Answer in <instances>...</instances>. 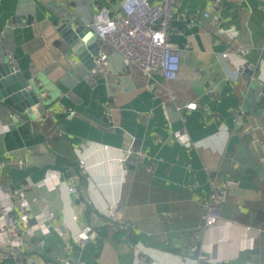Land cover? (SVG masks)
I'll return each mask as SVG.
<instances>
[{
  "label": "crops",
  "instance_id": "obj_1",
  "mask_svg": "<svg viewBox=\"0 0 264 264\" xmlns=\"http://www.w3.org/2000/svg\"><path fill=\"white\" fill-rule=\"evenodd\" d=\"M209 2L181 0L176 9L169 32L182 50L181 69L178 80L167 82L123 68L116 52L93 76L80 63L67 76L55 67L58 11L93 20L106 5L120 17V0H0V26L14 22L0 40V57L9 48L27 78L56 81L52 92L45 90L46 114L36 120L0 102L4 191L58 177L54 187L27 191L30 201L39 196L31 201L28 226L36 229L24 250L27 262L264 264L256 212L246 217L251 205L264 202V0H225L220 21L203 17ZM168 90L177 104L198 107L178 111ZM239 108L245 112L237 115ZM181 128L192 146L173 137ZM138 151L147 157L140 159ZM215 173L219 184H235L220 223L201 232ZM46 204L51 223L42 218ZM113 204L131 224L127 230L107 216ZM220 237L228 242L218 244ZM193 241L207 244L214 261L199 259L200 251L190 250Z\"/></svg>",
  "mask_w": 264,
  "mask_h": 264
},
{
  "label": "built area",
  "instance_id": "obj_2",
  "mask_svg": "<svg viewBox=\"0 0 264 264\" xmlns=\"http://www.w3.org/2000/svg\"><path fill=\"white\" fill-rule=\"evenodd\" d=\"M180 2L181 0H120V7L124 13L120 17L113 16L108 6L100 5L94 14L93 20L88 24V28L97 35L100 46L95 57L96 65L90 71V75L93 76L95 73L104 71L111 63V55L101 50V46L106 44L114 52L120 54L123 60L129 63V66L136 67L142 75L152 77L157 74L167 82L178 80L182 50L170 41L169 30ZM224 10L225 0H210L207 8L203 11V17L220 21ZM181 16L183 20H189L186 13ZM13 26V21H10L7 26H0V40L6 37L8 28ZM223 56L228 57V54L224 53ZM6 59L16 71H20L17 59L9 48L6 49ZM36 83L38 86L42 85L41 82ZM208 92L214 93L215 91L209 89ZM167 94L180 112L184 109L194 110L198 107L196 102H189L184 105L177 104L176 95L172 90H168ZM42 95L44 96L45 92ZM244 112L245 110L239 108L236 114L239 115ZM251 132L256 137L254 129ZM173 137L184 142L187 146L193 145L185 128L174 130ZM130 153H126L125 159L130 156ZM136 154L142 160L147 157V153L144 151H138ZM81 166L84 167L83 162H81ZM2 170L3 163L0 161V175ZM49 179L51 182L48 179L40 183L28 181L9 192L4 191V186L0 180V262L12 258L15 264H30L26 260L24 250L30 238L35 234L36 229V226H28L32 216L31 201H37L39 196L32 197L30 201L27 197V191L35 186L47 185L54 187V182L58 181V177L53 174ZM219 180H221L219 173H215L210 177L211 191L204 205L201 232L210 230L220 223L222 219L221 208L226 202L228 188L235 184V181L231 179L223 180L220 184ZM68 191H75V187L69 186ZM106 214L118 223L121 230H127L131 225L124 220L118 204L111 205ZM53 217V212L46 204L42 212L43 220L51 223ZM74 218L77 219V216ZM50 226V224L47 225L48 228ZM56 229L61 234H65L67 231L65 227H57ZM78 240L84 243L83 239L78 238ZM227 242L228 238L226 237H220L217 240L218 244H226ZM190 250L192 252L199 250V259L214 261L208 255L210 249L207 244L202 243L200 245L193 241ZM63 264H69V262Z\"/></svg>",
  "mask_w": 264,
  "mask_h": 264
},
{
  "label": "water",
  "instance_id": "obj_3",
  "mask_svg": "<svg viewBox=\"0 0 264 264\" xmlns=\"http://www.w3.org/2000/svg\"><path fill=\"white\" fill-rule=\"evenodd\" d=\"M91 21L79 17L72 11L61 10L57 13L52 25L56 35L55 43L58 44L54 65L64 73V76H67L69 71L74 72L76 63L83 65L86 72H90L96 65L95 57L100 46L97 35L88 28ZM127 66L129 63L124 61L123 68L126 69ZM46 79L45 83L38 86L21 71H16L6 57L2 56L0 57V102L30 120H36L44 116L48 110L49 99L46 98L45 88L51 89L52 92V86L56 82L50 75ZM43 92H45L44 96Z\"/></svg>",
  "mask_w": 264,
  "mask_h": 264
},
{
  "label": "trees",
  "instance_id": "obj_4",
  "mask_svg": "<svg viewBox=\"0 0 264 264\" xmlns=\"http://www.w3.org/2000/svg\"><path fill=\"white\" fill-rule=\"evenodd\" d=\"M249 213L246 214V217H251L252 212H256L255 219L256 225H259L262 228V241H261V251L264 254V202L259 204H253L249 207Z\"/></svg>",
  "mask_w": 264,
  "mask_h": 264
},
{
  "label": "rangeland",
  "instance_id": "obj_5",
  "mask_svg": "<svg viewBox=\"0 0 264 264\" xmlns=\"http://www.w3.org/2000/svg\"><path fill=\"white\" fill-rule=\"evenodd\" d=\"M104 50H105V52H107L108 54L114 52L113 49H112L109 45H104ZM110 55H111V54H110ZM5 57H6V56H5ZM117 59L119 60L120 58L117 57ZM131 68L134 69V70H138V69H137L136 67H134V66H131ZM45 89H47V87H46Z\"/></svg>",
  "mask_w": 264,
  "mask_h": 264
}]
</instances>
